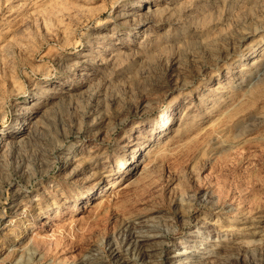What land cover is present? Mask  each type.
<instances>
[{
    "label": "rangeland",
    "instance_id": "rangeland-1",
    "mask_svg": "<svg viewBox=\"0 0 264 264\" xmlns=\"http://www.w3.org/2000/svg\"><path fill=\"white\" fill-rule=\"evenodd\" d=\"M0 264H264V0H0Z\"/></svg>",
    "mask_w": 264,
    "mask_h": 264
},
{
    "label": "bare ground",
    "instance_id": "bare-ground-1",
    "mask_svg": "<svg viewBox=\"0 0 264 264\" xmlns=\"http://www.w3.org/2000/svg\"><path fill=\"white\" fill-rule=\"evenodd\" d=\"M257 52H256V48H254V49H252L245 57H244V59H249V60H253L256 56H257ZM14 122H18L19 123V121L18 120H16V121H14ZM14 124V123H13ZM12 124V125H13ZM12 125H10V126H8L7 127V129L5 130V132H4V134H8V133H10L11 135L13 134V132H14V129H13V126ZM142 148L140 147V146H136L135 148H134V153L135 154H138V153H141L142 152V150H141ZM46 217H51L49 214H46L45 215ZM197 255V254H196ZM200 255V254H199ZM198 261H200V260H198ZM196 262V261H195Z\"/></svg>",
    "mask_w": 264,
    "mask_h": 264
}]
</instances>
